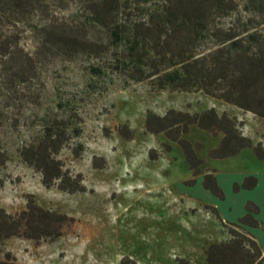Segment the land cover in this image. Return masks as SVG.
<instances>
[{
	"label": "rangeland",
	"instance_id": "obj_1",
	"mask_svg": "<svg viewBox=\"0 0 264 264\" xmlns=\"http://www.w3.org/2000/svg\"><path fill=\"white\" fill-rule=\"evenodd\" d=\"M236 1L241 8L244 0ZM44 29L69 30L95 43L107 40L106 31L91 21L84 0H45L43 8L26 17L5 21L3 32L16 33L18 40L0 59V149L8 158L0 170V209L18 213L31 197L73 221L55 239L12 237L0 243V261L10 253L16 264H205L204 249L225 240L222 225L235 223L248 201L259 208L258 201L264 213V161L250 149L212 160L207 153L218 146L220 136L195 126L185 136L192 145L201 144L197 155L204 161L202 172L215 171L224 195L220 200L203 188L202 174L192 176L176 143L144 128L147 111L163 115L169 109L200 113L213 108L241 122L242 134L264 147V120L202 93L157 91L149 81L125 82L107 68L109 55L96 59L43 43ZM5 61L8 66L2 65ZM93 67H101L100 76L91 74ZM69 111L81 118V131L57 158L72 175H82L84 193L45 188L40 173L23 164L18 152L47 117ZM122 126L133 133L132 140L119 134ZM247 176L257 178L256 189L234 193L233 184ZM207 207L215 208L220 219ZM259 220L263 223L264 216Z\"/></svg>",
	"mask_w": 264,
	"mask_h": 264
},
{
	"label": "trees",
	"instance_id": "obj_2",
	"mask_svg": "<svg viewBox=\"0 0 264 264\" xmlns=\"http://www.w3.org/2000/svg\"><path fill=\"white\" fill-rule=\"evenodd\" d=\"M152 1L155 0H84L91 21L106 31V42H90L69 30L44 29L43 43L67 52L84 51L96 59L109 55L107 68L125 82L149 81L157 91L202 93L264 120V0H244L241 8L236 0ZM44 2L0 0V59L7 57L18 40L16 33L3 32L5 21L26 17L30 11L43 8ZM226 19H230L228 23ZM2 65L8 66L9 61ZM101 73V67L91 68L94 76ZM9 74L13 75V71ZM58 106L61 108V103ZM80 122L74 111L62 117H47L33 140L20 147L22 163L40 173L45 188L55 187L68 194L86 191L82 175H72L57 158L79 136ZM192 126L214 138L220 136L218 146L207 153L212 160L229 159L250 149L257 160L264 161V147L242 134L241 122L225 113L219 115L213 108L200 113L175 109L163 115L146 112L145 131L155 136L163 134L176 143L192 176L202 174L203 188L223 200L215 171L202 172L204 161L197 155L201 144L194 146L185 139ZM119 134L126 141L133 139L126 126L120 127ZM7 160L6 152L0 149V170ZM257 183L256 177L247 176L240 184L234 183L232 191L252 190ZM207 209L220 219L215 208ZM244 211L235 223L222 225L228 239L212 242L204 249L205 264L264 262L258 244L246 230L261 228L264 232V224L256 218L259 208L248 201ZM72 221L62 213L40 207L29 197L24 210L18 213L0 209V243L12 237L32 241L55 239ZM0 264L16 261L6 253Z\"/></svg>",
	"mask_w": 264,
	"mask_h": 264
},
{
	"label": "crops",
	"instance_id": "obj_3",
	"mask_svg": "<svg viewBox=\"0 0 264 264\" xmlns=\"http://www.w3.org/2000/svg\"><path fill=\"white\" fill-rule=\"evenodd\" d=\"M257 185H258V183H257ZM256 187H255V189H256ZM255 202L259 205V208H260L259 214L256 216L257 220L260 221L259 219H263L264 213L262 211V207L260 206V203L256 200H255ZM260 222H262V221H260ZM246 230L253 237V239L256 241V243L258 244V246L262 252V255L264 256V232L262 231V229L261 228H246ZM253 230H255V232L251 233V231H253ZM259 232H261V233H259ZM226 239H228V236L225 238V240ZM262 264H264V262Z\"/></svg>",
	"mask_w": 264,
	"mask_h": 264
}]
</instances>
